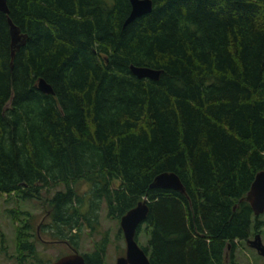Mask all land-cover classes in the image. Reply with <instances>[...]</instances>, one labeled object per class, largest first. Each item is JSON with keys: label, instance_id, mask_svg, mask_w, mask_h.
I'll return each mask as SVG.
<instances>
[{"label": "trees", "instance_id": "trees-1", "mask_svg": "<svg viewBox=\"0 0 264 264\" xmlns=\"http://www.w3.org/2000/svg\"><path fill=\"white\" fill-rule=\"evenodd\" d=\"M7 5L0 195L42 200V231L77 250L101 204L119 220L145 197L135 239L152 264H233L237 241L264 224L240 200L264 168V0H152L126 24L129 0ZM8 16L27 34L13 57ZM130 64L161 71L138 77ZM164 170L184 193L150 186ZM28 216L14 214L20 264L36 254ZM108 242L105 232L82 252L86 263L104 264Z\"/></svg>", "mask_w": 264, "mask_h": 264}, {"label": "rangeland", "instance_id": "rangeland-1", "mask_svg": "<svg viewBox=\"0 0 264 264\" xmlns=\"http://www.w3.org/2000/svg\"><path fill=\"white\" fill-rule=\"evenodd\" d=\"M59 185L56 188H62ZM79 194H82L88 184L85 181H78L75 184ZM53 191V188L52 190ZM42 193L45 194L44 190ZM40 199L31 198L25 201H19L16 197L9 198L6 194L0 195V264H20L17 259L15 244V226L19 222L17 218L23 217L19 213L14 217L16 211H28L29 219L34 225L35 255L25 259L23 264H44V262L53 260L58 255L69 252L70 247L63 241L57 240L49 231H42L41 222L45 219ZM97 224L94 230L90 227L82 226L78 237V250L80 252H90L94 243L98 241L105 232L108 234L109 242L106 245L104 264H115L116 257L124 253L125 241L120 227L119 220L106 215L104 204L98 210ZM264 220V212L261 215ZM120 229V232H119ZM264 243V224L263 231L259 232ZM255 233L248 238L237 241L236 249L232 258L233 264H264V256L250 245L249 239H253ZM139 242L144 243L142 234L138 237ZM227 255L226 264H232Z\"/></svg>", "mask_w": 264, "mask_h": 264}, {"label": "water", "instance_id": "water-1", "mask_svg": "<svg viewBox=\"0 0 264 264\" xmlns=\"http://www.w3.org/2000/svg\"><path fill=\"white\" fill-rule=\"evenodd\" d=\"M130 11L126 17L124 24L132 21L134 18L151 11L152 0H129ZM0 11L8 14L9 9L7 0H0ZM10 33V54L13 57L15 50L25 44L27 34L21 32L20 28L7 17ZM131 71L138 77H149L157 79L160 74V69L143 65L130 64ZM38 88L43 92L53 93L52 85L43 77H39L37 81ZM151 187H170L185 192V185L179 175L171 170H164L157 173L150 182ZM246 200L252 208L255 215L264 212V168L258 170L246 193L240 198ZM148 212L146 198L138 201L136 205L129 208L119 219L120 227L125 241L124 254L116 257L115 264H152L144 249L135 239L137 226L145 219ZM250 245L257 252L264 256V243L257 232L253 239H249ZM44 264H87L82 253L77 249L72 248V251L59 256L56 259L50 260Z\"/></svg>", "mask_w": 264, "mask_h": 264}, {"label": "flooded vegetation", "instance_id": "flooded-vegetation-1", "mask_svg": "<svg viewBox=\"0 0 264 264\" xmlns=\"http://www.w3.org/2000/svg\"><path fill=\"white\" fill-rule=\"evenodd\" d=\"M69 246V245H68ZM70 247V251L69 252H71L72 251V248H74V247H72V246H69ZM76 249V248H75ZM125 251V250H124ZM69 252H67V253H69ZM78 252H80L79 250H78ZM80 253H82V252H80ZM63 254H66V253H63ZM63 254H61V255H63ZM83 254V253H82ZM124 254V253H123ZM61 255H58L57 257H55L54 259H56V258H58L59 256H61ZM122 255V254H121ZM84 256V255H83ZM119 256V255H118ZM85 259V258H84ZM48 262V261H47ZM46 263V262H45Z\"/></svg>", "mask_w": 264, "mask_h": 264}]
</instances>
